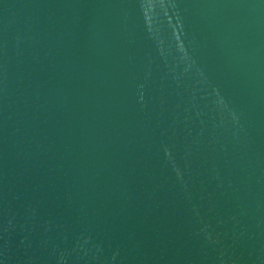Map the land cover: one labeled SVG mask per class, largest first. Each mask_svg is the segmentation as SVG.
I'll use <instances>...</instances> for the list:
<instances>
[{"label": "water", "instance_id": "obj_1", "mask_svg": "<svg viewBox=\"0 0 264 264\" xmlns=\"http://www.w3.org/2000/svg\"><path fill=\"white\" fill-rule=\"evenodd\" d=\"M0 264H264V0H0Z\"/></svg>", "mask_w": 264, "mask_h": 264}]
</instances>
